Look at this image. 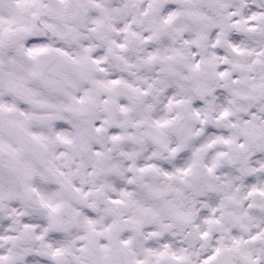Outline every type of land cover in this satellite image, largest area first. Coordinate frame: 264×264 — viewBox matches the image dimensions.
Returning <instances> with one entry per match:
<instances>
[{
	"label": "snow or ice",
	"instance_id": "1",
	"mask_svg": "<svg viewBox=\"0 0 264 264\" xmlns=\"http://www.w3.org/2000/svg\"><path fill=\"white\" fill-rule=\"evenodd\" d=\"M0 264H264V0H0Z\"/></svg>",
	"mask_w": 264,
	"mask_h": 264
}]
</instances>
